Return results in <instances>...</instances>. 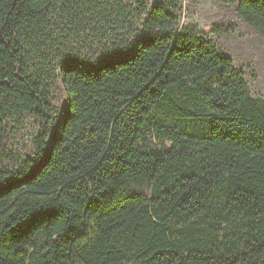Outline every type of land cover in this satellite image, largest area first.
<instances>
[{
	"label": "trees",
	"instance_id": "obj_1",
	"mask_svg": "<svg viewBox=\"0 0 264 264\" xmlns=\"http://www.w3.org/2000/svg\"><path fill=\"white\" fill-rule=\"evenodd\" d=\"M212 1L264 38V0ZM179 14L0 0V264H264V99Z\"/></svg>",
	"mask_w": 264,
	"mask_h": 264
},
{
	"label": "rangeland",
	"instance_id": "obj_2",
	"mask_svg": "<svg viewBox=\"0 0 264 264\" xmlns=\"http://www.w3.org/2000/svg\"><path fill=\"white\" fill-rule=\"evenodd\" d=\"M132 9L136 17L144 8L150 9L156 0H120ZM194 28L196 32L215 43L220 54L230 57L237 71L242 72L252 96L264 99V38L245 25L236 13V7L212 0H180L179 29ZM225 29L227 33L213 34V29ZM63 40L69 37L70 51L83 48L86 33L80 38L73 30L58 32ZM64 41V40H63ZM57 103L60 96L56 88L49 92ZM37 132V124L27 115L9 124L8 141L13 151H29L31 139Z\"/></svg>",
	"mask_w": 264,
	"mask_h": 264
},
{
	"label": "snow or ice",
	"instance_id": "obj_3",
	"mask_svg": "<svg viewBox=\"0 0 264 264\" xmlns=\"http://www.w3.org/2000/svg\"><path fill=\"white\" fill-rule=\"evenodd\" d=\"M69 70L71 71V70H75V69L69 67ZM94 70L97 71V72H99V71H101L102 69H101V68H96V69H94Z\"/></svg>",
	"mask_w": 264,
	"mask_h": 264
}]
</instances>
